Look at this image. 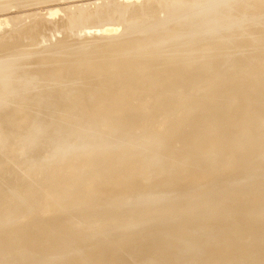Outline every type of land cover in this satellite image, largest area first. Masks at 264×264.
I'll list each match as a JSON object with an SVG mask.
<instances>
[{"label": "bare ground", "instance_id": "6f19581e", "mask_svg": "<svg viewBox=\"0 0 264 264\" xmlns=\"http://www.w3.org/2000/svg\"><path fill=\"white\" fill-rule=\"evenodd\" d=\"M6 1L13 2V0H0V6L7 7L3 5ZM208 1L209 0H101L99 1L100 4H96V2L82 3L80 5L82 7L85 4L88 5L85 9L82 8L83 10L78 6L73 10L72 6L58 7V5H54L47 9L49 14L45 17H52L54 19L51 18L52 20L48 22L51 26H47L46 23V27L45 25L42 27L48 32H51V30H54L53 25L57 24L58 29H55L53 32L54 37H56L58 33L66 31L79 37L85 34L86 36L96 37L95 34L92 35V31L95 29L96 32L100 31L103 35H108L107 38L115 39L120 36L116 34L117 31L127 27L130 14L133 15V13L138 10L161 9V13L162 10H166L164 11L165 18L169 17L171 14L188 15V18H185L187 20L182 19L179 24L176 25L174 32L182 31L187 26L193 25L194 22L198 20V15L210 13L214 15L200 22L201 24L198 23V25L202 29L213 30V32H215L213 35L216 36L208 40L201 38L202 40L199 39L194 44L198 49H205V53L209 55L205 60L210 59L212 56L216 59L218 55L229 52L228 49L231 50V47L237 44H241V46L245 48L253 45L254 37L259 35L255 32H253L254 35L247 36L233 44L228 42L227 33H229L228 30L236 20L241 19L245 15L264 12V0H256L257 2L255 1L253 4L240 0L224 10L218 9V0L216 2H213V0H210V2ZM202 3L205 4L204 8L195 12L194 9ZM211 4L214 6H209ZM12 7L13 6H11V8ZM60 12L64 15L63 17H59V19H61L59 21H65L61 26L59 25L60 22L56 19L58 15L61 14ZM29 16L28 14L26 17ZM18 18V20H20L21 16ZM63 18L66 19L63 20ZM4 19L6 18H0V25H7L8 22ZM1 20H3V22ZM9 20L10 18L8 21ZM24 21L25 20H23V22ZM36 23L39 26L44 22L37 21ZM2 26L3 25H1V27ZM85 28L89 30L86 33L84 31ZM33 33V31L30 32V37H33ZM6 37L4 36V38ZM49 40L51 41V39ZM105 40L110 41L108 39ZM2 41H5V39ZM18 44L17 46H19ZM111 44L110 46L114 50L121 49L125 45L119 43ZM217 45L220 47L217 48ZM13 47L14 46H12V48ZM187 47L188 44L182 45L179 49L183 51ZM215 47L216 49L221 48V50H213ZM151 54H154V52H150V55ZM262 54H264V52L259 50L251 53L246 57V63L258 59ZM176 56L164 58L156 65V68H152L145 63L140 64L138 63L139 61L134 62L128 60L121 64L111 75L109 74L110 76L107 74V76L104 75L103 70L94 73L93 65H88L89 67L87 68L80 67V69L77 68L76 70L72 67L69 68L68 72H71L68 74L69 77L62 79L61 76L63 71L67 70L64 68L61 69V64H59L61 60L54 61V59L41 60L39 62V67L35 69L36 71L28 67L21 71L7 70L0 72V147H2L1 142H3L4 139L8 140L11 136L13 137V140L8 143L11 146H8L6 151L0 152V214L2 215V212L10 206L14 207L13 203L15 205L13 209L16 212L15 214L13 210L11 211V213L14 212L15 217H11L10 215L7 216V218L4 216L8 219L7 224L4 222L6 226L8 225L7 228L10 227L8 231L4 229L6 226L2 224V218L0 217V264H63L66 263V260L67 264H129L128 262L130 261V263L133 264L139 261L140 264H264V256L262 254L264 253V201L261 202L256 200L264 199V129L260 128V130L257 131L255 126L264 127V122H262L264 119H260L261 116L262 118L264 116V107L261 106V108H263L260 110V106L259 109L257 106L258 111L260 110L262 112L260 113L261 116L259 115L260 111H255L256 108H254L258 100L261 103L262 99H264V79L263 82H259V84L255 83L257 80L255 77L259 76L260 72L264 69V56L261 59V65L258 67L252 65L250 67L246 66L244 69L226 67L210 69L203 74L204 77L196 84H191L188 82V79L196 73L203 71L206 66L205 60L200 64L194 65L190 60L187 61L188 59L183 55L177 54ZM13 64L15 65L17 63L14 62ZM182 64H184V66H181ZM51 66L55 68L53 71L51 70L52 68L50 69ZM95 71L97 72V70ZM49 72L55 76L51 77L50 80L44 79L43 81L44 76ZM221 75H226V78L219 85H216L215 79ZM177 77L181 81L174 80V78L176 79ZM116 81H119V87L115 85ZM124 81H126V83ZM84 83L88 84L86 91L79 96H72L71 94L74 89ZM204 83L207 84V87L216 86L214 87L213 94L206 98L203 96L200 97L201 94L194 91ZM89 84H91V86ZM244 90L246 91V96H237L236 100L239 101V103L237 102L238 104L235 101L234 103H230L225 100V102L231 104V108H229L228 105L227 109L230 110L224 115L227 105H223V109H221L223 103L221 99L225 98H222V96L225 94V96L231 97L234 93L240 95V92ZM257 90L261 92L256 93ZM142 91L148 94L143 95L141 93ZM178 92L193 93L189 94L190 96L181 101L174 98V95L178 94ZM255 93L259 94L256 102ZM251 98L253 99L251 100ZM259 98L262 99L260 100ZM219 100L222 101L220 107ZM85 101L89 102V104L88 102L86 104L93 105L90 107L94 109L99 105L96 108L98 111L96 109V111L91 109V111L95 112L92 113L88 110L90 112L88 113L82 110L83 107L87 110V108H85L86 106H84ZM248 102H250V105ZM260 105H264L263 101ZM73 106L79 108L83 106L79 109L80 112H78V114L84 115L83 113H86V116H83V118L79 116L76 121L74 118L73 121L66 118L67 115L69 116V114H67L68 111H70ZM244 106H248L250 110ZM180 107H182L183 110V113L180 114L182 117L180 116L181 118L178 117L171 120L172 124L167 127L166 131L163 123L170 122L168 119H172L170 117L171 112L175 111L174 109L179 111V109H181ZM184 107H186L185 110ZM74 108L72 109L75 112L76 108ZM245 109H247V111H245ZM81 110L84 112L82 113ZM73 111L70 112L72 113ZM178 111L175 112L178 113ZM219 111L221 113L224 112L222 113L223 115ZM74 112L72 114H74ZM241 112L244 114L248 112L247 118L249 119L246 120L247 122L253 121V123H256V120H258L259 124H261L259 125L257 122L253 125L251 122V126L250 124L248 126L245 122L246 117L242 118L244 120L243 124L250 129L253 126L252 130L254 129L255 132H250L252 134L249 133L250 137H247L248 139L245 136L242 137L244 139L246 138L245 140L242 139L236 143L238 137L244 134L243 130L239 128L243 121L241 120L240 122L239 120L241 117L246 116V114L238 117V119H240L237 120L240 123L236 122L234 119V117H237ZM256 112H258V114ZM196 113H200L199 118H197L198 116H196ZM72 114H70V117L73 116ZM76 114L77 113H75L73 117H77ZM55 115L60 116L57 117L60 118V121L58 119L59 122L53 125L51 123L53 120L51 119L52 121L50 122L48 118L49 116ZM85 117H87V120ZM54 118L55 117H53V119ZM165 118L166 122H163L162 120ZM200 118L205 120H202L203 124L200 125L202 127L206 125L204 122L210 119L214 122L212 126L218 125V132L215 129L216 127H214L213 131L219 135L216 133L214 134L213 131L214 137L213 134L212 136L210 135V124H208L206 128H204V126L202 130H200L201 128L198 126L199 123H197L201 120ZM84 119L86 122L83 121ZM260 120L262 121L260 122ZM157 122L162 123L160 125L164 126L161 128L164 129L163 131L161 130L160 132V129L157 130L158 132L152 131L153 129H151V126L155 124L153 127L156 128V126L159 125H156ZM94 123L98 125L101 123V126L107 123L108 126L111 125L113 128L111 127L112 129H109L106 126L109 130L102 132L100 131L102 127L99 126L100 129H97L96 125H92ZM138 123H141L140 125H150L151 130L149 131H151L150 135H153V138H151L152 136L149 137V135H146V137L149 139H147L148 142L155 139L159 144L154 142L157 147L152 143L153 145L151 144L150 146L149 144L147 146H154L153 148L148 149V147L145 149L146 147L144 144L146 145L147 142L143 143L142 141L137 143L133 140L135 137L132 140H126L128 135L133 132L132 130H134V127H141L138 126ZM135 124H137L138 127L132 126ZM47 125L48 127L50 126V129L53 128V130L54 128L56 130H61L63 127L67 130L65 133H61V135L63 134L62 136L59 134L60 132L57 131L58 133L56 135H60V138H54L53 141L51 140V144L47 142H49V139L52 138L51 136L55 134H52L53 131H50L52 135L49 136L51 138L45 139L46 141L48 140L47 142L44 140L49 146L53 144L54 147L51 149H55L53 152L56 153L55 155L57 158H60V160H57V166L55 165V170L59 173V176L55 173H51L56 176L54 175V177L51 178L50 184L52 187L48 186V189L51 187L52 190H49L50 192H56L57 190V193H59L60 196H58L57 202L60 203L61 211L53 208L51 205L53 201V203L56 202L54 199L53 201L51 199V203L46 201L47 203L43 204V199L45 200L46 196L45 198L40 196V198L38 197L39 199L36 197L40 194L37 193L40 184L38 185V182L35 181H39V178L40 181H47L43 178H47L46 176H48H44V174H46L44 173L42 174V178H38L40 173H42L39 170L40 173L36 176L37 179L34 176L36 180H32L35 173L34 171L38 169L41 164L46 167V164H43V162L41 164L39 163L42 160L45 161V159H42L46 154L44 153L46 151L42 150L45 149H38L40 151L39 153H41V151L44 153V156L37 154V157L42 156V158L38 157L39 165L32 160L34 154L32 157L28 156L31 155V151H33L29 149V144H31L30 141L32 139L30 138V140L28 137L35 135L30 134L34 133L33 131L38 128V126H40L39 128L41 129V131H39V128L37 130L40 134L42 129L48 128ZM147 125H145L144 128ZM244 125H241V127H244ZM170 127H172V129ZM226 127H228V129L231 127L233 132L236 131L235 134L237 130L239 132L241 129L240 133L243 134L241 135L238 133L239 136L237 135L236 137L232 131H230L232 133L230 134V129L227 131ZM104 128L105 127H103V129ZM127 129H129V131H127ZM247 129L244 130L245 133L251 131ZM47 130L45 131L48 134ZM147 130L145 129L146 132L144 129L141 130L145 132H141L144 135L140 136V133H138L137 136H144L142 138H145V134L149 133ZM165 131L167 132L166 135ZM128 132L130 133L128 134ZM152 132L158 133L160 138L157 134V136L154 135L155 133L151 134ZM159 132H163L164 135L161 134L163 135L161 136ZM41 135L43 136L44 133ZM120 135H122L120 140H122L125 135H127V137L126 139L124 138L123 141H120L117 137ZM232 135H234V137ZM36 136L39 137L38 134ZM44 136L42 138H44ZM232 137L234 139L236 138V141H234ZM40 138H38V140H43ZM46 138H48V136H46ZM27 139L30 140L29 143ZM34 140L36 142L38 141L35 138ZM72 140L78 142V148L76 146L74 150L71 146L72 143L70 146L68 145ZM111 140L114 141L112 142ZM147 140L145 139L144 141ZM35 141L34 143H36ZM109 141L110 143L112 142L111 145ZM4 143L6 145V142ZM141 143H143V146ZM36 145H39L38 142ZM36 145H32V148L34 146V150ZM43 146H45V144ZM67 146L70 148L72 147V149L66 148ZM45 148L47 147L45 146ZM81 149L86 150L84 152L87 153L81 152ZM29 151L30 153L28 154L27 152ZM35 151L34 153H38ZM48 152L47 154H49ZM55 155L51 157L46 155L47 162L55 163ZM28 157L29 161L36 163L38 166L34 167L36 168L35 170L32 168L34 164L31 162L33 164L32 167V164H29ZM48 157L51 160L54 158L53 161H49ZM120 165H124L125 167L119 168L118 166ZM53 166L50 167L52 170L48 168L49 171L51 170V172H53ZM58 166L63 167L57 170ZM42 170L43 168L41 171ZM43 171L48 170L44 169ZM37 173L38 172H36L35 175H37ZM102 174H104V178L100 177ZM98 177L106 180L103 182H106L104 185L108 189H104V191L110 190V193H108V191L106 192L109 195L112 194L111 196L104 191L105 195L100 193L101 196H98L96 193V196L94 191L91 190L94 181L99 179ZM210 177L212 178L208 179ZM30 178L39 186L37 190H32L35 185L31 183L32 181ZM92 178L98 179L92 180ZM88 180H92L93 182ZM183 180L186 183H184ZM42 182L41 187L45 188V185H48V183L44 184V182L42 186ZM97 183L99 184V182L96 181L95 187L97 186V188H100L101 185H96ZM152 186L155 188L149 190V187L152 188ZM191 186H193L192 189ZM44 188L41 189L44 190ZM101 189L99 190L102 191ZM226 189H228L227 194L230 195L231 206L242 203L246 198L254 199L250 205L246 206L241 211H237L235 208L227 210L229 212L228 214L236 221L232 220L234 223L220 216L227 211H218L215 209L217 204L212 203L214 202L217 192L221 190L225 191ZM148 190L151 191L150 194L148 193L145 195L144 193ZM45 192H43V194ZM141 192H143L142 194L144 195H142ZM80 193H83V195ZM125 195L128 196L126 197ZM16 196L20 198L23 197L24 202H22L21 199L22 203L15 204V202L18 201L14 200ZM56 196H52V198ZM105 196H107L108 199L107 197L106 199L103 198ZM115 196L119 200L116 201ZM48 197L51 196L49 195ZM121 197L123 198L121 199ZM207 198H209L208 201H203ZM202 202H205V206L200 205ZM169 203L177 204L172 207L173 209H186L187 212L198 206L200 208L197 209H200L201 213L194 215V217L197 216L196 218L186 216L180 221H175L171 217L165 220L147 222L135 226L133 229L126 227L123 229L125 231L117 236V239L120 241L118 246L120 248L119 251L122 252L119 253V251L116 250L115 252L117 255H114L111 251L113 258L112 254L110 258L109 254L107 255L108 252L104 251V248L106 250V245L110 243L92 246V242H94L95 239L90 241L86 239H76L73 242L72 249L66 248V244L64 243H57V241L62 238L59 235H62V232H67L60 224L61 220H72L74 222L69 225V229H71V233H69L70 237L80 231L78 221L82 220L81 218L83 217L88 218L91 216L92 218H104L118 214H123L124 217L128 214L135 216L147 210H153L156 207L164 208L169 205ZM54 205L59 207V205ZM34 207L35 209L36 207L38 208L36 210L43 212V215L39 212L42 216L36 217V214H34L36 210H33ZM36 213L39 214L38 212ZM33 214L34 216H32ZM202 217L205 218L201 220L203 222L198 220V218ZM47 224L57 229L56 232H58V235L52 233L55 230L52 228H47L48 232L40 235L38 232L40 226H46ZM92 229H87L86 231L92 232ZM138 231L141 233L137 234ZM183 231L188 234L196 233L198 235L195 237V240L190 239L183 242L178 240V235ZM83 232L85 233V231ZM151 233L153 235L150 236ZM210 233H214L212 234L213 240L217 237L219 241L216 240V242H212L211 238L209 242H205L202 238L209 237L211 235ZM214 235L216 237H214ZM250 235H252V237L247 239ZM65 237L66 236L63 238ZM103 240L108 241L109 239L104 237ZM217 241L220 243L217 244ZM213 243H216V245H213ZM102 247L105 254L109 257V260L108 257L102 254V251L100 254L99 251L100 249L102 250ZM41 251H44V254L40 255ZM37 253L40 255L39 259L32 261L34 258L33 256ZM257 253L262 255L253 259L251 256ZM131 255H133V258L130 257ZM121 256H124V258ZM125 256L129 258L125 259L127 258ZM46 258L50 261H47ZM130 258L131 260L127 261ZM107 260L111 262L108 263Z\"/></svg>", "mask_w": 264, "mask_h": 264}, {"label": "rangeland", "instance_id": "374dc122", "mask_svg": "<svg viewBox=\"0 0 264 264\" xmlns=\"http://www.w3.org/2000/svg\"><path fill=\"white\" fill-rule=\"evenodd\" d=\"M20 1H22V0H16V1H14L13 0V2H9V1H6V2H4L3 3V5H6L7 7H5V6H0V18L1 17H5L6 19H4L5 21H7L8 23L10 22V20H11V22L8 24L7 23V25H5V24H1V25H3L2 27H1V25H0V48H4V49H0V72H4V71H7V70H11V71H13V70H15V71H21V70H24V69H26V68H33V70H35V69H37L38 67H39V65H40V61L41 60H43V59H54V61H58V60H61L60 62H59V64H61V69H66L67 71H63V73H62V79H65V78H67V77H69V73H71V72H68L69 70V68H75V70L77 69V68H79L80 69V67L81 68H87V67H89V66H91V65H93V67H94V69L95 70H97V72L93 69V72L94 73H98V71L99 70H103L104 72V75H111L118 67H120V65L121 64H123L125 61H128V60H132V61H136V62H138V63H145V64H147V65H149L150 67H152V68H156V65L157 64H159L164 58H171V57H174V56H176L177 54H181V55H183L185 58H187L188 60L187 61H191L194 65H196V64H200L201 62H203L204 60H205V58L207 57V56H209L208 54H206L205 53V49L204 48H200V49H198V48H196V46L194 45L195 44V42L197 41V40H199V39H201V38H204V39H206V40H208V39H210V38H212V37H214V36H216V35H213V34H215V32H213V30H206V29H202L201 27H199V25H198V23L199 24H201L200 22H203L204 20H206V19H208L210 16H212V15H214V14H210V13H202L201 15H198V20H196L195 22H194V24L193 25H191V26H187L186 28H184L182 31H179V32H174L175 30V28H176V25H178L179 24V22L182 20V19H184V20H187V19H185V18H188V15H186V14H183V15H176V14H171L169 17H167V18H165L164 16H165V12L164 11H166V10H162V13H161V9H158V10H144V11H140V10H138V11H136V12H134L133 13V15H131L130 14V19H128L129 21H128V24H127V27L125 28V29H120V30H118L117 31V33L116 34H118V35H120L119 37H117V38H115V39H112V38H107L108 37V35H106V34H102V33H100V31H98V32H96V30L95 29H93V31H92V35H96V37L95 36H86V34L85 35H83V36H81V37H79V36H76V35H74L73 33H71V32H69V31H66V32H61V33H58L57 35H56V37H54L53 36V32L55 31V29L57 30L58 28H57V24H55V25H53V28H54V30L52 31L51 30V32H48L44 27H42L43 25H45V27H46V23H47V26H51V24L50 23H48L49 21H51L52 19L51 18H45V17H47V14H49V11H47V9H49V8H51L52 6H54V5H58V7H66V6H72V9L74 10L75 9V7L76 6H78V7H81L80 9L81 10H83V9H85L88 5H84L83 7L82 6H80L82 3H89V2H96V4H100L99 3V1H101V0H23L22 2H20ZM217 0H213V2H216ZM240 0H218L217 2H218V9L219 10H224V9H226L227 7H229V6H231V5H233L234 3H236V2H239ZM243 1V0H242ZM245 2H249V3H251V4H253L256 0H244ZM61 2V3H60ZM208 2H210V0L208 1ZM257 2V1H256ZM45 5H44V4ZM64 5H63V4ZM8 4V5H7ZM44 5V6H43ZM61 5V6H60ZM213 4H211V5H209V6H212ZM11 6H13L12 8H11ZM203 6V7H202ZM204 6H205V4L204 3H202V4H199L195 9H194V11L195 12H197V11H200L202 8H204ZM214 6V5H213ZM47 7V8H46ZM90 7H92V8H94L93 6H90ZM8 10H7V9ZM11 8V9H10ZM83 8V9H82ZM16 9V10H15ZM3 10V11H2ZM168 11V10H167ZM170 11V10H169ZM48 12V13H47ZM214 12H216V11H214ZM214 12H212V13H214ZM9 13V14H8ZM31 13H32V15H31ZM61 14H59L58 15V17L56 18L57 19V21H59V20H61V19H59V17H63V13L62 12H60ZM167 13V12H166ZM170 13V12H169ZM4 14V15H3ZM26 14V15H25ZM28 14L30 15L29 17H26V16H28ZM36 14V15H35ZM37 14H40V15H37ZM46 14V15H45ZM166 15H168V14H166ZM216 15V14H215ZM21 16V19H22V17H23V19L21 20H18L19 18L18 17H20ZM50 17V16H49ZM10 18V20L8 21V19ZM25 18V19H24ZM28 19V20H27ZM48 19V20H47ZM66 18H63V20H65ZM202 19V20H201ZM23 20H25L24 22H23ZM54 20V19H53ZM183 20V21H184ZM200 20V21H199ZM2 22H3V20H1ZM19 21V22H18ZM37 21H40V22H44V23H42L41 25H37V23L36 22ZM182 21V22H183ZM199 21V22H198ZM60 23H59V25L61 26V25H63V23H65V21H59ZM19 23V24H18ZM36 23V24H35ZM13 24H14V27H13ZM16 24H18V25H16ZM12 25V26H11ZM2 28V29H1ZM50 30V29H49ZM221 30V29H220ZM28 31H30V32H34L33 34V37H30V32H28ZM84 31H85V33L87 32V31H89L87 28H85L84 29ZM229 31V33H227V36H228V42H230V44H233V43H235V42H238V41H240V40H242V39H244L245 37H249V36H252V35H254L253 34V32H255L256 34H259V35H257V36H255L254 37V43H253V45H251V46H249V47H247V48H245V47H243V46H241V44H237V45H234V46H232L231 48V50H229L228 49V51L229 52H225V54L223 53L222 55H218L217 56V58L215 59V58H213V56L210 58V59H208V60H205V68L203 69V71L201 72H198V73H196L195 75H193L192 77H190L189 79H188V82H190L191 84H196L197 82H199L204 76H203V74L206 72V71H208V70H210V69H213V68H224V67H226V68H239V69H244L246 66L247 67H250V66H252V65H254V66H260L261 65V59L263 58V56H264V54H262V55H260L259 57H258V59H255L254 61H252L251 59H248V60H251V61H249V62H247L246 63V61H247V56L248 55H250L251 53H254V52H256V51H263L264 52V12H262V13H256V14H253V15H245L244 17H242L241 19H239V20H236L234 23H233V25L230 27V29L228 30ZM9 32V33H8ZM18 32H20V33H18ZM95 32V33H94ZM5 33V34H4ZM8 33V34H7ZM18 33V34H17ZM23 33V34H22ZM57 33V32H56ZM216 33H218V32H216ZM7 34V35H6ZM6 37V38H4V36ZM10 35V36H9ZM26 35H27V37H26ZM37 35V36H36ZM212 35V36H211ZM3 36V37H2ZM32 36V35H31ZM97 36H98V38H97ZM240 36V37H239ZM25 37V38H24ZM5 39V41H2V40H4ZM48 39V40H47ZM49 39H51V41L49 40ZM104 39V40H103ZM105 39H108V40H110V41H107V40H105ZM32 40V41H31ZM202 40V39H201ZM24 42H26V43H24ZM18 43H20V44H18ZM21 43H22V45H21ZM24 43V44H23ZM111 43H119V44H121V45H123V44H125L121 49H113V48H111V46H110V44ZM17 44L19 45V46H17ZM188 44V47L185 49V50H183V51H181V49H179L182 45H187ZM112 45V44H111ZM229 45V44H228ZM227 45V46H228ZM12 46H14L13 48H12ZM16 46V47H15ZM8 49H7V48ZM218 47H220L219 45H217V48ZM7 49V50H6ZM5 50V51H4ZM213 50H221V48L220 49H216V47L215 48H213ZM202 51V52H201ZM150 52H154V54H151L150 55ZM216 52V51H215ZM214 52V53H215ZM110 54H112V55H110ZM113 54H114V56H113ZM151 56V57H150ZM239 56V57H238ZM177 57V56H176ZM14 62H16L17 64H13ZM89 65V66H88ZM181 66H184V64H182ZM180 66V67H181ZM99 67H102V68H99ZM52 68V69H51ZM50 69L53 71L55 68H54V66H51L50 67ZM36 71V70H35ZM34 71V72H35ZM262 73H264V69L260 72V75L259 76H256L255 78L257 79L256 81H255V83H258L259 84V82H263V79H264V74H262ZM95 75V74H94ZM106 75V76H107ZM109 75V76H110ZM53 76H55V75H53L51 72H49L46 76H44V78H43V81H44V79L45 80H50V78L51 77H53ZM151 77V76H150ZM226 78V75H221V76H219V77H217L216 79H215V84L216 85H219L221 82H223L224 81V79ZM121 80H124V79H121ZM128 80V79H127ZM126 80V81H127ZM174 80H179V81H181L178 77L175 79L174 78ZM106 81V80H105ZM126 81H124L125 83H126ZM147 81H151V80H147ZM91 83V82H90ZM92 84V83H91ZM91 84H89L90 86H91ZM115 85H117V87H119V85H120V83H119V81H116V84ZM175 85V84H174ZM87 87H88V84L87 83H84V84H81V85H79L78 87H76L75 89H74V91L72 92V96H79V95H81L82 93H84L85 91H86V89H87ZM214 87H216V86H213V87H207V84L206 83H204V84H202V85H200L197 89H195L194 91H196L197 93L199 92V94H201L200 95V97H204V98H206V97H209L211 94H213V92H214ZM92 88V87H91ZM146 91V90H145ZM97 92V91H96ZM258 92H261V91H258L257 90V92L256 93H258ZM143 95H146V94H148V93H144L143 91L141 92ZM193 93V92H192ZM192 93H185V92H178V94H176V95H174L175 97V99L176 100H181V101H183L186 97H188V96H190L189 94H192ZM255 93V94H256ZM235 94H236V96H235ZM237 96L238 97H241V96H246V91L244 90V91H241L240 92V95H238L237 93H234L233 95H231V97H227V96H225V94L222 96V98L223 97H225V98H228V99H221L222 101H223V103H225V104H223L222 103V101L221 100H219V107L221 106L220 104L222 103V106H221V109H223V105L225 106V105H227V107H226V110L224 111L225 112V114L224 115H226L228 112H229V110L230 109H227L228 108V105H229V108H231V102H233L234 103V101L237 103H239V101L238 100H236L237 99ZM257 96H259V94H256V100H255V102L257 101ZM252 97V96H251ZM253 98H251V100H252ZM260 99V98H259ZM262 99V98H261ZM260 99V100H261ZM225 100H227V102H230V103H227V102H225ZM174 101V100H173ZM249 101H250V99H249ZM262 101H263V103H264V99H262ZM262 101H261V103H262ZM88 101H85V105L84 106H86L85 108H87V110L86 109H84V107L83 106H80V108H82L83 107V109L82 110H85L86 112H88V113H90L88 110H90L91 111V109L92 110H95L99 105H94V106H96V108L94 109L93 107H90V106H93V105H88L89 104V102H88V104H86ZM251 102V101H250ZM250 102H248L249 103V105H250ZM252 102H254V101H252ZM254 102V103H255ZM237 103V104H238ZM247 103V102H246ZM260 103V101L258 100L255 104V106L256 107H254V105H253V107L254 108H256L255 109V111H258V109H259V106H260V108H261V106H263L264 107V105H260L261 104ZM253 104V103H252ZM251 104V105H252ZM248 105V106H249ZM245 107V108H249V107ZM257 106H258V109H257ZM42 107V106H41ZM40 107V108H41ZM76 108V111L74 112L73 111V109L72 108ZM252 109H254L252 106H250ZM262 107V108H263ZM39 108V109H40ZM71 108V110L70 111H73L74 112V114L75 113H77L76 115H77V117H73L74 116V114H72L70 111H68V113L67 114H69V116L67 115L66 116V118H68L70 121L72 120L73 121V118H74V120L76 121L77 120V118L79 117V116H82V117H80V118H83V116H86V113H83L84 111H82L81 110V112L84 114V115H80V114H78V112H80V108L79 107H76V106H73ZM74 108V109H75ZM89 108V109H88ZM177 108V107H176ZM181 109H179V111L178 110H176V109H174L175 111H178V113L177 112H175V111H173V112H171V114H170V117L172 118V119H168V121H170V122H168V123H163V125L165 126H163V125H160V124H162L161 122L163 121H165L166 122V118L164 119V120H162L161 122H157L156 123V125H160V126H162V127H160L159 125L158 126H156V128H154L153 126H155V124H153L152 126H151V129H153L152 131H155V132H158L157 130L158 129H160L159 131L161 132V130L163 131L164 129H161V128H165V130L167 129V127H169V125H171L172 124V122H171V120H173V119H175V118H178V117H182V115H180L181 113H183V110H182V107H180ZM262 108L260 109V110H262ZM20 109V108H19ZM186 109V107H184V110ZM97 110V109H96ZM95 110V111H96ZM181 110H182V112H181ZM219 110H220V108H219ZM249 110H250V108H249ZM259 110V111H260ZM264 110V109H263ZM18 111H21V110H18ZM94 111V112H95ZM98 111V110H97ZM221 111V110H220ZM219 111V112H220ZM223 111V110H222ZM245 111H247V109H245ZM258 111V112H259ZM92 113H94L93 111H91ZM199 112V111H198ZM224 112H222V113H224ZM258 112H256L257 114H258ZM81 113V114H82ZM221 113V112H220ZM221 113V114H222ZM240 113V112H239ZM238 113V114H239ZM260 113H262L261 111L259 112V115H260ZM70 114H72L73 116L72 117H70L71 115ZM197 115L196 116H198L197 118H199L200 117V113L198 114V113H196ZM244 113L243 112H241V114H239V115H237V117H234V119L236 120V122H238V120L240 119H238V117L239 116H241V115H243ZM246 114V116H244ZM245 114L243 115L244 117H241V119L239 120L240 122H241V120L243 121V122H241V125H244L243 123H244V120L242 119V118H245L246 117V119H245V122H246V125H248L249 126V124H250V126H251V122H252V124L253 125H255L257 122V124H259V121L258 120H256L257 122L256 123H253V121H251V122H247L246 120L247 119H249V118H247V116H248V112L246 113L245 112ZM254 114H255V112H254ZM75 115V116H76ZM223 115V114H222ZM59 116V115H58ZM57 115H55V116H49V118L48 119H50V122L53 124V125H55L57 122H59L60 121V118H57L58 117ZM256 116H258V115H256ZM261 116V115H260ZM52 117V118H51ZM53 117H55L54 119H53ZM60 117V116H59ZM180 117V118H181ZM63 118V117H62ZM72 118V119H71ZM76 118V119H75ZM79 118V119H80ZM87 117H85V119H86ZM260 118V117H259ZM52 119V120H51ZM57 119V120H56ZM58 119H59V121H58ZM65 119V118H64ZM68 119H66V120H68ZM83 120V121H85L86 122V120ZM201 119V118H200ZM238 119V120H237ZM260 119H264V116H263V118H262V116H261V118ZM45 120V119H44ZM196 120H199V119H196ZM203 118L201 119V120H199L197 123H199V125L198 126H200L201 124H203V121H205V120H203ZM211 120V119H210ZM208 121L207 120V122H204V123H206V125H203V127L204 128H206V126L208 125V124H210L211 126L209 127V132H210V130H211V132H210V135L212 136V134L214 133H216V132H214L213 130H214V127H216L215 129L217 130V132H218V130H219V127H218V125L217 124H215V125H217V126H212V124L214 123L212 120L211 121ZM234 120V121H235ZM262 120H260V122L262 121ZM46 121H49V120H46ZM50 122H48V123H50ZM53 122H55V123H53ZM202 122V123H201ZM210 122V123H209ZM212 122V123H211ZM240 122H238V123H240ZM255 122V121H254ZM262 122H264V121H262ZM50 123V124H51ZM41 124V123H40ZM39 124V125H40ZM139 125L138 126H141V127H138L137 126V124H135V125H132V126H137L138 128H133V127H131V128H133L135 131H136V133H135V131L134 130H132V131H130V132H132V133H130V132H128V134L130 133V135H128V138L126 139V137H127V135H125V137L123 136V139L125 138L127 141H128V139L129 140H132L134 137V141L135 142H142L143 141V143H146V145L144 144V146L146 147L145 149H147L148 147V149H151V148H153V147H150L151 146V144L152 143H156V144H158L157 142H156V140L154 139V140H150L151 141V143H150V141L148 142V137H146V135L148 136L149 135V137H151V138H153V135H150V132L151 131H149V130H151L150 129V125L148 126L147 124H145V125H147L145 128H144V126L145 125H140L141 123H138ZM173 124H174V121H173ZM261 124V123H260ZM259 124V125H260ZM53 125H51L52 127H54ZM65 125V124H64ZM92 125H96V128L98 129H100V127H102L101 128V130L100 131H108L109 129H112L113 127L110 125V126H108V124L107 123H104L103 124V126H101L102 124L100 123V125H98L97 123H94V124H92ZM97 125H98V127H97ZM105 125V126H104ZM166 125H168V126H166ZM214 125V124H213ZM241 125L239 126V128H241L242 130H243V133L245 134H243V136H241L242 134L240 133V131H241V129L239 130V132H238V130L237 129H239V128H237V129H234V130H237V133L235 134V132L236 131H232L233 129L231 128V127H229V129H228V127H226L227 128V131L229 130V132L230 131H232L233 133H234V135H236V137H237V135H238V133H240L241 135V137H238V141H236V138L234 139L233 137H234V135H232L233 137V139H234V141H236V143L237 142H239V140L241 141L242 139L243 140H245L247 137L249 138L250 137V134H252V133H254L255 131H254V129L252 130V128H253V126L251 127V129L249 128V127H247L246 125H244V127H241ZM41 126V125H40ZM40 126H38V128L40 127ZM66 126V125H65ZM100 126V127H99ZM106 126H107V128H109V129H107L106 128ZM197 126V128L199 129V127ZM256 126V128H257V131H259L260 130V128L261 129H264V127L263 126H258V125H255ZM254 126V127H255ZM47 127H48V125H47ZM103 127H105L104 129H103ZM112 127V128H111ZM148 127V128H147ZM157 127H159V128H157ZM172 127H173V125H172ZM172 127H170L171 129H172ZM202 126H200V130H202V128H203ZM223 127V126H222ZM225 127V126H224ZM248 129H247V128ZM38 128H36L35 130H36V133H35V130L33 131L34 133H32V134H30V135H33V134H35L34 136H30V137H28L29 139L31 138L32 140H34V138L35 139H37L38 140V138H42L44 135V138H42L43 140H41V141H44L45 139H49V138H51V139H49V142H47L46 140V142L47 143H50V142H52L53 141V139L54 138H56V137H59L60 138V135H61V133L63 132V133H65L67 130L63 127L61 130H56L55 128H54V130H53V128H51L50 129V126L48 127V128H44V129H42V132H40V134L38 133ZM57 128V127H56ZM67 128V127H66ZM226 128H225V132H226ZM256 128H255V130H256ZM40 129V128H39ZM47 129H49V130H47ZM63 129H65L64 131H62ZM136 129H138V130H140V131H138V130H136ZM144 129V131H145V129L147 130V132H149L148 134H145V138H142V137H144V136H142V137H138L139 135L141 136V135H144V134H142V133H145L144 131H141V130H143ZM169 129V128H168ZM224 129V128H223ZM232 129V130H231ZM245 129H247L248 131H249V129L251 130V131H249L248 133H247V135H246V133H245ZM45 130H47L48 131V134H47V132L45 131ZM170 130V129H169ZM168 130V131H169ZM39 131H41V129L39 130ZM50 131H53L52 132V134L53 133H55V134H53V136H49V135H52V134H50L51 132ZM56 131V132H55ZM60 132L59 134V136L58 135H56L58 132ZM127 131H129V129H127ZM167 131V130H166ZM165 131V135L167 134V132ZM212 131H213V133H212ZM142 132V133H141ZM155 132H152L151 134H153V133H155ZM159 132V133H160ZM250 132H252V133H250ZM44 133V135L42 136L41 134H43ZM138 133H140L138 136H137V134ZM250 133V134H249ZM39 135V137L38 136H36V135ZM121 134V133H120ZM123 134V133H122ZM126 134V133H125ZM158 135V133H155L154 135ZM161 134H163L164 135V133L162 132V133H160V135ZM214 134H213V137H214ZM217 135H219L218 133H216ZM230 134H232L231 132H230ZM41 135V136H40ZM56 135V136H55ZM63 135V134H62ZM61 135V136H62ZM131 135H132V138H131ZM134 135V136H133ZM156 135V136H157ZM163 135H161V136H163ZM217 135H215V136H217ZM37 138H36V137ZM46 136H48V138H46ZM122 135H120V136H117L118 138H119V140H120V138H122L121 137ZM129 136H130V138H129ZM156 136H154V137H156ZM159 136V135H158ZM239 136V135H238ZM246 136V138L244 139V138H242V137H245ZM40 138V139H41ZM138 138V139H137ZM142 138V139H141ZM150 138V139H151ZM159 138H160V136H159ZM247 138V139H248ZM29 139H27V141H28V143H29V141L31 140H29ZM57 139V138H56ZM123 139L122 140H120V141H123ZM136 139V140H135ZM140 139V140H139ZM146 139H148L147 141H144V140ZM13 140V137L11 136L8 140H3V142H1V146L2 147H0V152H3V151H6V149L8 148V146H11V145H9L8 143H10L11 141ZM30 141L31 142V144H29V149H30V151L31 150H33V151H31V155H28L29 153H30V151L29 152H27L28 154V156H30V157H32L33 156V154H34V157H32V160L34 161V162H36L37 164H38V162H39V158L38 157H41L42 158V156H38L37 157V154L38 155H43L44 156V153H46L45 154V156L42 158V159H45V161H46V163H45V161L44 160H42L41 158V162H39L40 164L43 162V164H46V167L47 166H50V165H52L53 166V164H54V166H53V172H51V170H52V168H50V167H52V166H50V167H45V165L43 166L42 164H41V166H37L36 165V163H33L32 161H29V157H28V162H29V164L31 165L32 163L34 164V166H33V164L31 165V167L35 170L36 168H34V167H38V169H36L33 173H34V175H33V179L32 180H36L37 178H36V176H38L39 175V173L40 172H42V173H40V175L38 176V178L39 177H43V175L42 174H44V173H46V174H44V176H46V175H48V176H46L47 178H43V179H46L47 181H43L42 179V181H40V178L38 179L39 181H35V182H38L37 184L40 186V188H39V191L37 192V193H40L39 194V196L37 195H35L37 198L39 197L40 198V196H43L44 198H45V196H46V199L44 200L43 199V201L45 202H43V204H46L47 202L46 201H48V203L50 202L51 203V199H52V201H53V199L57 202L58 201V196H60L59 195V193H57V190H56V192H54V191H49V190H52L51 189V178L52 177H54V175L55 174H59V173H57V171L55 170V167L57 166V164H58V162H57V160H60V158L58 157L57 158V156L55 155L56 153L55 152H53V150H55V149H51V148H53L54 146H53V144L51 145V146H49V144H47V143H45V141L44 142H41L40 140H38L37 142H38V146L36 145L37 144V142L36 143H34V141ZM52 140V141H51ZM114 140H117V139H114ZM113 140V141H114ZM118 140V141H119ZM126 140H124V141H126ZM158 140V139H157ZM39 141H40V143H39ZM112 141V140H111ZM112 141V142H113ZM4 142H6V145H5V143ZM33 142V143H32ZM112 142L110 143V141H109V143H110V145L112 144ZM244 142V141H243ZM73 145H72V144ZM108 143V144H109ZM118 143V142H117ZM143 143H141L142 144V146H143ZM154 143V145H156ZM241 143V142H240ZM36 145V147H35V150L33 149L34 148V146H33V148H32V145ZM41 144H42V146H41ZM45 144V146L47 147V148H45V146H43ZM51 144V143H50ZM70 144H71V146L73 147V150L75 149V147L77 146V148H78V142H76V141H73L72 140V142L70 141L69 142V146H70ZM140 144V145H141ZM150 144V146H147V145H149ZM48 145V146H47ZM153 145V144H152ZM159 145V144H158ZM40 146V147H39ZM49 147H50V149H49ZM72 147L70 148V147H66V148H68V149H72ZM155 147H157V145L155 146ZM40 148V149H39ZM44 148L45 150H42V149ZM28 149V150H29ZM42 150V151H46V152H42L41 151V153H39L40 151L39 150ZM48 149V150H47ZM53 152H51V151ZM34 151L35 152H38V153H34ZM49 151V152H48ZM68 151V150H67ZM84 152V151H86V150H82L81 149V152ZM47 152L49 153V154H47ZM143 152H144V149H143ZM43 153V154H42ZM84 153H87V152H84ZM35 154H36V156H35ZM51 154H53V155H51ZM46 155L48 156L49 155V157H51V156H54L55 155V157L54 158H56L55 159V163L53 162H47V158H46ZM51 155V156H50ZM38 158V160H37V158ZM48 157V160L49 161H53V159L51 160L50 158ZM62 159H64V158H62ZM30 160H31V158H30ZM37 160V161H36ZM32 162V163H31ZM60 162V161H59ZM28 164V163H27ZM28 164V165H29ZM47 164H49V165H47ZM39 165V164H38ZM56 165V166H55ZM121 166V165H120ZM120 166H118L119 168H124L125 166L124 165H122L121 167ZM30 167V168H31ZM45 167V168H44ZM60 167H63V166H58V168H57V170L58 169H62V168H60ZM43 168V170L44 169H46V170H48V171H41V169ZM51 169L50 171H49V169ZM32 169V170H33ZM39 170H40V172H39ZM55 170V171H54ZM36 172H38L37 173V175H35L36 174ZM4 173V172H3ZM53 173H55L54 175H52ZM121 173V172H120ZM61 175V174H60ZM103 175L104 174H102L100 177H102V178H104L103 177ZM34 176H35V178H34ZM56 176V175H55ZM59 176V175H58ZM99 178V177H98ZM98 178H96V179H98ZM102 178H99L98 180H96V179H93L92 178V180H96V181H98L99 182V184L97 183L96 185H101L100 186V188H97V186L95 187V183H96V181H94V185L91 187V190L92 191H94V193L96 194H98V196H101V194L103 193L104 194V192L106 193V194H108V193H110L109 191L110 190H105L104 191V189H108L104 184L106 183V182H103V181H106V180H104V179H102ZM189 178V177H188ZM212 177H210V178H208V179H211ZM91 179V178H90ZM190 179V178H189ZM30 180H31V178H30ZM31 180V181H32ZM92 180H88V181H90V182H93ZM34 181H32L31 183L33 184V185H35V186H33V185H31V186H33V188H32V190H37V187H39V186H37V184H35V182ZM87 181V182H88ZM186 181V180H185ZM189 181V180H188ZM28 182V181H27ZM26 182V183H27ZM34 182V183H33ZM40 182V183H39ZM41 182H42V186H43V183L44 184H47L48 183V185H45V188L44 187H41ZM89 182V183H90ZM103 182V183H102ZM183 182H184V180H183ZM103 185H102V184ZM184 183H186V182H184ZM183 183V184H184ZM50 184V185H49ZM181 184V183H180ZM194 185V184H193ZM48 186H51L49 189H48ZM103 186H105V187H103ZM151 186V185H150ZM36 187V188H35ZM94 187V188H93ZM101 187H102V189H101ZM35 188V189H34ZM44 188V190L46 191H44V190H42V189ZM155 187L154 186H152V188H150L149 187V190L150 189H154ZM193 188V186H191V189ZM96 189H97V191H96ZM99 189H101L102 191H100ZM41 190V191H40ZM147 191V192H145L144 194L146 195V194H150V192L151 191ZM45 192L44 194H46V195H44L43 194V192ZM96 191V192H95ZM104 191V192H103ZM106 191H108V193L106 192ZM227 191H228V189H226L225 191H219V192H217V194H216V196H215V198H214V202H212V203H216L217 205L215 206V209H217L218 211H227V210H231V209H233V208H235L237 211H241L242 209H244L246 206H248V205H250L251 204V202H253V200L254 199H251V198H246L242 203H240V204H237V205H233V206H231V202H230V195L229 194H227ZM34 192V191H33ZM36 192V191H35ZM49 192H50V194H49ZM54 192V193H53ZM99 192V193H98ZM36 193V194H37ZM41 193H42V195H41ZM101 193V194H100ZM143 192H141V194H142ZM51 196V197H48L49 195ZM56 194H57V196H56ZM81 194V193H80ZM97 194H96V196H97ZM102 194V195H103ZM140 194V193H139ZM139 194H137V195H139ZM144 194H142V195H144ZM81 195H83V193L81 194ZM105 195V194H104ZM109 195V194H108ZM112 194H110L109 196H111ZM142 195H139V196H142ZM52 196H56V197H53L52 198ZM66 196H69V195H66ZM126 196V195H125ZM124 196V197H125ZM128 196V195H127ZM126 196V197H127ZM42 197V198H43ZM106 197L107 196H105V197H103V198H105L106 199ZM116 197V196H115ZM217 197H219V198H217ZM16 198H19V199H16ZM38 198V199H39ZM41 198V199H42ZM56 198H57V200H56ZM123 197H121V199H122ZM217 198V199H216ZM21 199H22V202H24V198L23 197H15V201L16 200H18L17 202H15V204H17V203H22L21 202ZM40 199V200H41ZM49 199V200H48ZM107 199H108V197H107ZM116 199V201L117 200H119L117 197L115 198ZM209 200V198H207V199H205V200H203V201H208ZM256 200H258V201H264V199H256ZM20 201V202H19ZM215 201H217V202H215ZM42 202V201H41ZM54 202V201H53ZM51 203V205L53 206V208H55V209H57V210H60L61 211V206H60V203L59 202H55V203ZM59 203V204H58ZM54 204H56V205H59V207L57 206H55ZM81 205H82V203H81ZM175 205H177V204H175V203H169V205H167V206H165L164 208H159V207H156V208H154L153 210H147V211H145L144 213H142V214H137V215H135V216H132V215H130V214H128L127 216H123V214H118V215H115V216H111V217H104V218H92L91 216H89L88 218H81L82 220H79L78 222H79V232L78 233H76L75 235L73 234L72 236H70L69 237V233H71L70 231H71V229H69V225L70 224H72V223H74L72 220H61V225L63 226V228H64V230L65 231H67L66 233H63L62 232V235H59V236H61L62 238L64 237V236H66L65 238H60V240H58L57 241V243L58 242H61V243H64V244H66L65 245V247L66 248H71L72 249V246H73V242H74V240H76V239H79V240H92V239H95V241L94 242H92V246H95V245H99V244H107V243H110V244H107L106 246L108 247H106V250H105V248H104V251H107L106 253H107V255L109 254V257L111 258V254L112 253H114V255H117V253L115 252L116 250H120V248L118 247L119 246V240L117 239V236L118 235H120V233L121 232H123V231H125V230H123V229H125L126 227H130L131 229H133V227H135V226H139V225H141V224H144V223H147V222H151V221H156V220H165V219H169V218H171L172 217V219L173 220H175V221H180L181 219H183V217H190V216H192V217H194V215H197V214H199V213H201V210L200 209H197V208H200V207H195V209H191V210H189V212H187V210L186 209H182V210H179V209H173L172 207H174ZM201 206H205V202H202L201 204H200ZM13 206L14 207H12V206H10V207H8V209L6 208L5 210H4V212H2V215L0 214V217L2 218V224H4V222L7 224V222H8V217L7 216H10L11 215V217H15V215H14V209L13 208H15V205H14V203H13ZM11 207H12V209H11ZM10 208V209H9ZM60 208V209H59ZM36 209H38L37 207H36ZM35 209V207H34V211L36 210ZM10 210V211H9ZM14 211L13 213H11V211ZM62 210H63V208H62ZM9 211V212H8ZM34 211H33V213H34ZM210 211V210H209ZM36 212H41V211H39V210H36ZM34 213V214H36V217H40V215L42 214L43 215V212H41V214L39 213V214H37V213ZM8 213H9V215H8ZM229 212L227 211V212H225L224 214L222 213L220 216H223L225 219H227L228 221H230V222H232V223H234L233 221H235V220H233L234 218L230 215V214H228ZM4 214V215H3ZM13 214V215H12ZM15 214H16V212H15ZM34 214L32 215V216H34ZM39 215V216H38ZM41 215V216H42ZM45 215V214H44ZM4 216H6V217H4ZM197 217V216H196ZM196 217H194V218H196ZM3 219H5V220H3ZM203 219H205V218H198V220H203ZM233 220V221H232ZM15 221V220H14ZM13 221V222H14ZM201 222H203V221H201ZM236 222V221H235ZM6 224H4L5 226H6ZM60 225V226H61ZM8 226V225H7ZM7 226L4 228V229H6L7 231L9 230V228L10 227H8L7 228ZM54 227H56V226H54ZM92 227H93V229H92ZM47 228H52V229H55V228H53V227H51L50 225H42V226H40V229H39V234L41 235L42 233H45V232H48L47 231ZM60 228V227H59ZM58 228V229H59ZM87 229H92L93 231L92 232H88V231H86ZM5 230V231H6ZM57 231V229H55L52 233L53 234H56V235H58V232H56ZM61 231V230H60ZM83 231H85V233L83 232ZM23 232V231H22ZM136 232V231H135ZM141 232L140 231H138L137 232V234H140ZM211 234V233H210ZM212 234H214V233H212ZM210 235L209 237H206V238H202V239H204V241L205 242H209V240L212 238V242H216V240H218V238L214 235V237H216V239L215 240H213L214 238H213V235ZM151 235H153L152 233L150 234V236ZM198 234H188V233H186V232H181V234L180 235H178V240H180V241H183V242H185V240H190V239H192V240H195V237L197 236ZM39 237V236H38ZM72 237V238H71ZM104 237L105 238H107V239H109L108 241H104L103 239H104ZM252 237V235H250V236H248V238L247 239H249V238H251ZM33 241V240H32ZM219 241V240H218ZM217 241V244L218 243H220V242H218ZM211 242V243H212ZM33 244V243H32ZM210 244V243H209ZM216 245V243H213V245ZM103 247H105V246H103ZM103 247H102V250L100 249V254H101V251H102V254L104 255V256H106V257H108L106 254H105V252L103 251ZM111 248V250H110V248ZM112 248H113V250H112ZM70 249V250H71ZM111 251H112V253H111ZM114 251V252H113ZM117 251V252H118ZM44 251H41L40 253V255H42V254H44L43 253ZM81 252V251H80ZM104 252V253H103ZM120 252H122V251H119V253ZM126 254V253H125ZM263 254V256H264V253H262ZM262 254H259V253H257L256 255H253V256H251V257H253V259L254 258H256V257H258L259 255H262ZM40 255H38V253L37 254H35V256H33L34 258H33V260L32 261H35V260H38L39 259V256ZM133 255H131L130 257H132ZM109 257H108V260H109ZM115 257V256H114ZM122 258H124V256H121ZM125 257H127V258H125V259H128L129 257L128 256H125ZM135 257V256H134ZM112 258H113V254H112ZM133 258V257H132ZM46 260L47 261H50L49 259H47L46 258ZM107 260V262L108 263H110L109 261ZM131 260V258L129 259V260H127V261H130ZM133 261V260H132ZM131 262V261H130ZM130 262H128L129 264H133V263H130ZM134 262H135V260H134ZM143 262V261H142ZM29 263V262H28ZM63 264H67V260H66V263H63ZM111 264V263H110ZM113 264H115V263H113ZM127 264V263H126ZM135 264V263H134ZM136 264H140V261L138 262V263H136ZM142 264V263H141Z\"/></svg>", "mask_w": 264, "mask_h": 264}]
</instances>
